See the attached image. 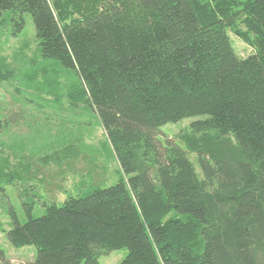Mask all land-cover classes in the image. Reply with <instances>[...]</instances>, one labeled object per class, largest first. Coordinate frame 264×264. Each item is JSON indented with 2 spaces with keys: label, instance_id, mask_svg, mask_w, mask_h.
I'll return each mask as SVG.
<instances>
[{
  "label": "trees",
  "instance_id": "obj_1",
  "mask_svg": "<svg viewBox=\"0 0 264 264\" xmlns=\"http://www.w3.org/2000/svg\"><path fill=\"white\" fill-rule=\"evenodd\" d=\"M0 14L14 36L31 15L32 90L92 110L123 172L38 219L27 202L25 224L12 211L7 238L36 248L30 264H101L122 249L121 264H264V0H0ZM16 73L0 65V84ZM3 116L0 135L28 119ZM189 118L179 142L162 140ZM7 166L0 187L25 182Z\"/></svg>",
  "mask_w": 264,
  "mask_h": 264
},
{
  "label": "rangeland",
  "instance_id": "obj_2",
  "mask_svg": "<svg viewBox=\"0 0 264 264\" xmlns=\"http://www.w3.org/2000/svg\"><path fill=\"white\" fill-rule=\"evenodd\" d=\"M5 18L9 20L7 15L0 14V65L4 63L17 73L14 80L0 84V118L22 108L28 119L18 127L12 128L10 123L0 135V165L8 160L7 169L25 173L24 183L0 187V252L5 256L2 264H30L37 257L36 248H16L7 238L6 232L13 227L12 211L17 220L25 224L28 217L24 204L27 202L34 203L33 217L38 219L45 215L44 203L61 205L67 195L76 194L83 185L115 186L123 172L92 110L82 108L67 112L68 106L49 102L47 94L32 90L30 60L37 55L38 41L31 15H25L26 27L18 36L13 35L12 23L2 22ZM231 38L240 57L253 54L254 50L241 39L232 34ZM38 65L42 67L43 63L39 61ZM23 73L26 77L19 82L18 76ZM195 119L166 125L162 129V140L173 138L179 142V135L188 130ZM191 159L196 161L195 156ZM127 255L126 249L113 251L102 256L99 262L121 264Z\"/></svg>",
  "mask_w": 264,
  "mask_h": 264
}]
</instances>
